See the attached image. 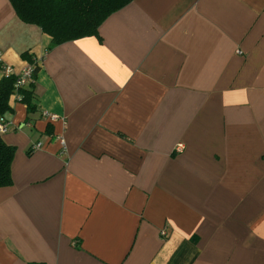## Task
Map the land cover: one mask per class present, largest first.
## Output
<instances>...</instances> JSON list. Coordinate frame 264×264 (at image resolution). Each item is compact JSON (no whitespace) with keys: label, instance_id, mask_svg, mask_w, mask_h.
I'll return each mask as SVG.
<instances>
[{"label":"crops","instance_id":"1","mask_svg":"<svg viewBox=\"0 0 264 264\" xmlns=\"http://www.w3.org/2000/svg\"><path fill=\"white\" fill-rule=\"evenodd\" d=\"M50 43L0 0L1 62L37 67L0 117V264H264V0H132Z\"/></svg>","mask_w":264,"mask_h":264},{"label":"trees","instance_id":"2","mask_svg":"<svg viewBox=\"0 0 264 264\" xmlns=\"http://www.w3.org/2000/svg\"><path fill=\"white\" fill-rule=\"evenodd\" d=\"M17 16L25 23L35 24L51 36L49 47L89 35H97L98 27L114 11L132 0H9ZM23 58L30 60L27 53ZM37 70L34 67L33 76ZM14 74L3 75L0 80V117L11 112L9 97L15 91ZM32 83L18 89V100L27 104L28 112L35 109ZM15 146L0 137V187L12 184L11 161ZM32 152L31 148L27 153Z\"/></svg>","mask_w":264,"mask_h":264},{"label":"built area","instance_id":"3","mask_svg":"<svg viewBox=\"0 0 264 264\" xmlns=\"http://www.w3.org/2000/svg\"><path fill=\"white\" fill-rule=\"evenodd\" d=\"M0 68L2 70L3 75L8 76L11 74H14L16 76L15 80V91L13 92L12 95L15 97L19 98L20 94L18 92V89L21 87H27L30 83H33V72H34V66L33 65H28L25 66L20 72L14 73L12 68L6 64H3L1 62V57H0ZM42 117L45 119H48L49 121H55L59 118V115L56 113H50L49 111H43L42 112ZM7 123L3 120V118H0V134L4 133L7 130ZM57 139L60 143V151L63 152L66 148V142L63 136L58 135ZM42 144L40 142H36L31 146V150H36L40 148ZM181 144L179 145V149L181 148Z\"/></svg>","mask_w":264,"mask_h":264},{"label":"clouds","instance_id":"4","mask_svg":"<svg viewBox=\"0 0 264 264\" xmlns=\"http://www.w3.org/2000/svg\"><path fill=\"white\" fill-rule=\"evenodd\" d=\"M0 130H2V129H0Z\"/></svg>","mask_w":264,"mask_h":264}]
</instances>
